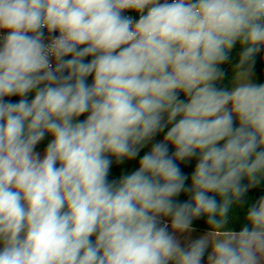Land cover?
Returning a JSON list of instances; mask_svg holds the SVG:
<instances>
[{
	"label": "clouds",
	"instance_id": "obj_1",
	"mask_svg": "<svg viewBox=\"0 0 264 264\" xmlns=\"http://www.w3.org/2000/svg\"><path fill=\"white\" fill-rule=\"evenodd\" d=\"M0 32V264H264V197L226 229L264 182V0H0Z\"/></svg>",
	"mask_w": 264,
	"mask_h": 264
},
{
	"label": "trees",
	"instance_id": "obj_2",
	"mask_svg": "<svg viewBox=\"0 0 264 264\" xmlns=\"http://www.w3.org/2000/svg\"><path fill=\"white\" fill-rule=\"evenodd\" d=\"M45 36H46V31H45ZM243 51V48L239 43L231 50L229 54V61L226 62L225 64L221 65L220 67L222 70L227 71V66L228 64H236L239 60V55ZM70 58V57H67ZM91 57L86 58V61H89ZM256 70V84H261L264 83V49L259 52L256 57H255V63L253 66ZM226 78V75H225ZM225 78L221 84H218L219 87H223L225 84ZM88 82L91 83V77L88 78ZM34 98V92L30 93L27 97L29 101ZM20 97L13 96V97H5L6 101H11V102H18ZM180 99H184V94L180 93ZM87 114L82 115L81 117L78 118V120H83L85 119ZM167 129L164 130L163 133H159L156 135V137L149 142V144L144 147L141 150L140 155L142 156L145 152L149 151L152 144L158 141H161L163 139V135L166 134ZM51 137L46 136L44 140L41 141L39 145H37L36 150L39 152H44V149L47 146V143L50 142ZM170 153L174 151V148H172L171 145H169ZM138 159L132 160V161H125L123 164H116L115 161L113 162L112 169L109 174V179L110 180H118L121 175L131 173L132 171L136 170L138 167ZM198 162L197 158H192L190 161L187 162H178L180 164L181 170L184 174L188 176V180L186 181V187L190 186L191 183V173L194 171L195 165ZM242 183L247 184L248 181L245 179L242 181ZM261 197H264V182H262L260 185H258L255 188H250L242 197L243 201L251 202V205L256 203ZM178 202H184L188 199H190V194L181 192L178 197L175 198ZM219 200V197H217ZM247 206V205H246ZM231 212V211H230ZM234 212V209L232 210ZM206 217H201L197 218L192 222V228L199 230V231H208V226L206 223ZM94 239V237H93Z\"/></svg>",
	"mask_w": 264,
	"mask_h": 264
},
{
	"label": "rangeland",
	"instance_id": "obj_3",
	"mask_svg": "<svg viewBox=\"0 0 264 264\" xmlns=\"http://www.w3.org/2000/svg\"><path fill=\"white\" fill-rule=\"evenodd\" d=\"M234 66L235 64H228L227 71H226L225 84L223 87H230V80L233 75L232 69L234 68ZM250 79H251V82L256 83V70L254 67H252ZM41 155H43V152H41ZM250 206H251V202H249V200L247 202L243 201V203H238L234 205L233 208L230 209L231 212H229V222L226 225V229L234 230V231L241 230L242 227L245 225V217L247 214V210ZM233 209H234V212H232ZM205 232L193 229V231L189 233H185L184 235H181L179 237L181 246L182 247L187 246L188 243L198 239ZM207 255H208V252L205 253V257L202 261V264H206Z\"/></svg>",
	"mask_w": 264,
	"mask_h": 264
},
{
	"label": "built area",
	"instance_id": "obj_4",
	"mask_svg": "<svg viewBox=\"0 0 264 264\" xmlns=\"http://www.w3.org/2000/svg\"><path fill=\"white\" fill-rule=\"evenodd\" d=\"M160 2H163V0H160ZM169 2H171V0H169ZM125 15H130L133 17L134 20H137L139 19V13H136L132 10H128L124 13ZM46 31V30H45ZM4 33L0 32V35H3ZM49 34L47 33L46 31V37L48 36ZM56 35H58V33H56ZM47 43V40L45 41Z\"/></svg>",
	"mask_w": 264,
	"mask_h": 264
}]
</instances>
